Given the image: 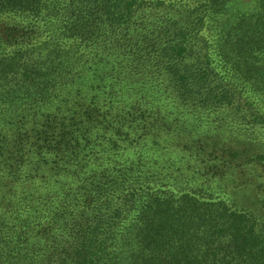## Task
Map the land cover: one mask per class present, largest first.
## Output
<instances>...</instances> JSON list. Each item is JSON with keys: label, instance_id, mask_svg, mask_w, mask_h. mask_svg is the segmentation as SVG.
<instances>
[{"label": "trees", "instance_id": "16d2710c", "mask_svg": "<svg viewBox=\"0 0 264 264\" xmlns=\"http://www.w3.org/2000/svg\"><path fill=\"white\" fill-rule=\"evenodd\" d=\"M0 264H264V0H0Z\"/></svg>", "mask_w": 264, "mask_h": 264}]
</instances>
